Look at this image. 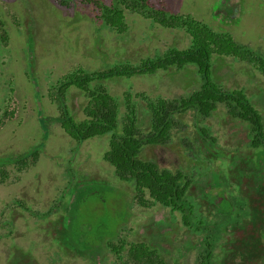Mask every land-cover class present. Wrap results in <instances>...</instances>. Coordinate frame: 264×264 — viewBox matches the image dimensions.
<instances>
[{"label": "rangeland", "instance_id": "1", "mask_svg": "<svg viewBox=\"0 0 264 264\" xmlns=\"http://www.w3.org/2000/svg\"><path fill=\"white\" fill-rule=\"evenodd\" d=\"M102 1L106 5L111 2ZM149 1L170 13L188 14L216 31L227 32L236 42L264 56V0ZM233 7L235 11L229 13ZM98 16L93 4L82 0H0V27L8 36L7 45L0 44V157L19 156L42 142L45 129L40 120L48 125L44 152L35 164L18 169L15 162L5 163L0 158V164L5 163L0 166V264H9L15 257L26 259V255L33 264H132L127 248L149 242L167 264H199L203 247L196 245L202 235L187 232L179 213L148 201L147 194L148 204L140 206L127 184L114 177L113 168L103 159L108 149L106 140L94 137L78 144L54 122L60 114L55 87L77 69L92 72L103 70L106 64H134L156 52L171 47L182 50L189 44L183 30L163 28L133 12L125 11L124 37L105 27ZM192 71L161 74L153 85L139 78H131L129 84L116 81L109 83V90L119 99L129 93L134 104L139 95L174 98L193 90ZM221 75L227 77L222 81L225 88L244 90L256 100V108L264 116V77L258 71L225 58L218 71ZM66 104L84 118L81 109L85 99L78 91L70 90ZM139 118L145 126L147 113L143 108ZM219 118L216 115L207 120L216 145L243 146L244 137L236 136L243 135V130L229 129L227 135ZM184 130L188 131V126ZM181 136L173 134L167 147L146 148L145 157L162 167L185 171L195 162ZM92 177L96 179L90 187L79 184V179ZM201 184L196 183L197 189ZM256 187L264 190L261 182ZM204 193L214 196L217 191ZM208 208L202 202L199 216L210 223L218 222L212 205ZM58 220L66 231L72 223L77 226L72 236L97 227L101 239H114L115 243L123 240L125 249L117 255L101 241L92 253L62 254L51 239ZM218 253L216 245L213 256Z\"/></svg>", "mask_w": 264, "mask_h": 264}, {"label": "trees", "instance_id": "2", "mask_svg": "<svg viewBox=\"0 0 264 264\" xmlns=\"http://www.w3.org/2000/svg\"><path fill=\"white\" fill-rule=\"evenodd\" d=\"M82 1L93 4L99 11L100 22L119 36L124 37L127 32L125 11H129L163 28L183 30L189 44L182 50L171 47L156 52L153 57L146 56L134 64L127 61L113 66L106 64L103 70L92 72L77 69L55 87L60 114L54 122L78 144L94 137L106 140L108 149L103 159L113 168L114 177L127 184L140 206L153 201L172 213L177 212L187 232L202 235L196 245L203 247L199 264H264V190L256 187L258 182L264 186V116L257 110L252 96H247L242 89L225 88L222 81L227 77L218 76L224 59L229 58L250 65L264 77V56L236 42L227 32L216 31L188 14L170 13L149 0H111L109 5L102 0ZM234 7L229 13L235 11ZM7 42L8 36L0 27V44L7 45ZM189 68L193 69L190 83L194 88L174 98L161 94L151 98L139 95L134 104L129 93L119 99L109 90L112 82L129 84L131 78H139L153 85L161 74L176 75ZM70 90L78 91L85 99L80 108L84 118L68 108ZM121 107L125 108L124 112ZM141 108L147 113L145 126L140 124ZM216 115L227 135L229 129L232 132L237 128L243 130V135L236 133L244 137L243 146L216 145L207 124V120ZM42 123L40 120L45 129L42 142L19 156L0 157L1 161H13L18 169L35 164L44 152L48 137V125ZM187 126L189 130L185 131ZM173 134L182 135L187 152L195 162L185 171L162 167L144 154L149 147H167ZM203 174L213 175L219 183L229 186V203L220 208L212 206L218 222L210 223L199 216L202 202L196 183ZM88 179H79V184L88 183L90 187L96 178ZM205 205L209 211L211 204ZM57 225L51 239L62 254L92 253L101 241H106L105 247L117 255L125 249L123 240L115 243L114 239H101L97 227L86 230V234L81 231L72 236L75 224L67 231L61 229L59 220ZM216 245L219 253L213 256ZM126 251L132 264H167L152 242L130 245ZM9 264L33 263L26 255V259L15 257Z\"/></svg>", "mask_w": 264, "mask_h": 264}, {"label": "flooded vegetation", "instance_id": "3", "mask_svg": "<svg viewBox=\"0 0 264 264\" xmlns=\"http://www.w3.org/2000/svg\"><path fill=\"white\" fill-rule=\"evenodd\" d=\"M202 181V184L198 188V196L200 201L211 204L212 206L222 207L225 203H229V186L228 188L218 182V179L214 178L213 175L207 177L206 174H203L197 178V182ZM210 190H216L217 193L214 196H209L204 192ZM182 222V221H181Z\"/></svg>", "mask_w": 264, "mask_h": 264}]
</instances>
